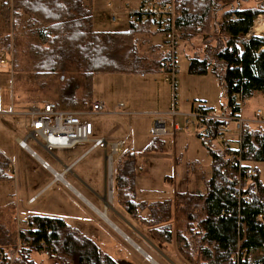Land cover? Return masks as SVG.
Wrapping results in <instances>:
<instances>
[{
    "label": "trees",
    "instance_id": "obj_1",
    "mask_svg": "<svg viewBox=\"0 0 264 264\" xmlns=\"http://www.w3.org/2000/svg\"><path fill=\"white\" fill-rule=\"evenodd\" d=\"M91 1L0 0L1 17L12 34L23 28L36 39L27 45V54L34 58L33 79L61 78L55 102L61 111L89 110L96 75L141 73L136 39L143 33V23L129 25L127 33L96 32ZM247 1H254L256 6L241 9L240 4ZM150 4H172V28L180 40H201V53L189 59L188 74H211L217 79L226 101L223 115L238 117L246 100L257 94L264 98V36H248L254 22L264 16V0H140V5ZM157 25L164 35L171 30ZM12 34L5 37L3 51L8 54L13 49ZM168 60L166 54L149 68L166 73ZM205 113L214 111L207 108ZM199 123L204 127L205 134L198 137L210 158L211 177L204 193L177 194L178 217L186 222L183 231L172 235L171 202L139 201L134 154L124 153L118 158L117 204L145 225L157 242H174L178 254L189 264H264V184L254 167L264 163V125H242L240 141L246 153L242 155L245 165L239 170L228 160L234 149L210 146L222 122L200 118ZM162 146L154 140L144 153L156 154ZM10 165L0 152V182L11 180ZM249 168L254 175L247 179L243 175ZM146 209L149 221L138 217V210ZM15 232L0 229V264H39L33 260L34 254L48 258L52 264H129L112 259L62 219L29 216L26 226Z\"/></svg>",
    "mask_w": 264,
    "mask_h": 264
},
{
    "label": "rangeland",
    "instance_id": "obj_2",
    "mask_svg": "<svg viewBox=\"0 0 264 264\" xmlns=\"http://www.w3.org/2000/svg\"><path fill=\"white\" fill-rule=\"evenodd\" d=\"M108 2L110 1H91V9L95 17L94 31L126 30L129 27L126 8L124 6L119 8L115 2L108 7ZM255 6L254 1L240 4L241 9H250ZM130 8H132L131 5ZM113 13H116L120 19L116 23L110 21ZM256 22L263 24L264 16H260ZM148 26L151 27L155 40L160 43L161 53L162 51L167 53L169 51L167 41L164 34L158 31V25L149 23ZM160 27L163 28V26ZM24 30L22 28L18 30L17 35L12 34L11 28L6 25L0 14L2 45L0 56L6 60L5 64L0 63V110H10L13 104L17 107L41 103L56 104L58 98L57 90L61 78L38 81L33 79L34 58L27 54V45L29 42L35 43L36 39L30 37ZM11 34L13 49L12 53L8 54L3 51L6 50L4 43L5 37ZM248 36H255V33L251 30ZM201 49L199 38H195L191 43L181 41L177 48V73L174 83L167 81L170 79V74L156 73L149 69H146L147 73L142 77L145 72L143 67L139 69L141 73L136 77L124 74H100L95 77L96 96L103 100L109 113H89L86 116L85 119L91 121L94 127V136L91 140L109 136L126 139L119 153L120 156L119 154L113 156L112 169L108 168L107 159H104L105 152L108 156L110 155V146L107 145L105 151L103 145L88 151L92 141L79 143L66 150L55 149L47 153L33 140L27 139L28 148L20 149L16 139L25 138L27 131H22V123L20 121L17 123L18 118L0 116V148L11 159V169L15 171L14 174L12 173L14 180L16 176V181L0 182V229L16 233L15 231L26 226L29 216L57 218L64 220L95 242L105 254L116 261H123L127 257L129 264H189L178 254L174 242L165 246L161 245L151 238L152 233L145 225L118 206L115 195V176L118 158L127 151H134L135 156L137 155L135 168L139 201L160 199L171 202L169 223L172 235L184 230L186 222L178 217V207L175 205L177 194L204 193L207 181L211 177L210 158L202 145V139L198 137L200 134H205L204 127L199 123L200 118H191L192 125L188 127L189 130L186 127V121L200 103L213 109L215 117L229 118L222 114L226 101L218 81L211 74L203 77L188 74L189 59L195 55L199 56ZM140 55L153 58L151 51L143 54L141 50ZM154 64L155 62L153 66ZM120 102L124 103V107L119 106ZM192 104L193 107H191ZM88 108L91 111V105ZM17 109L15 107L16 111ZM21 109L22 106L18 112H21ZM173 111H176L175 116H168ZM258 111H260V117L264 118V98L257 94L241 105L240 113L243 118L250 120L258 118L256 115ZM155 112H163V114L169 112L157 118H161L165 123L166 134L161 137L152 135ZM24 119L23 117L22 122L25 121ZM239 119L252 128L264 125V120L260 124H251L245 122L240 116ZM4 124L14 125L16 130L7 133L8 128ZM230 126L233 128V125ZM154 140L162 142L160 152L145 154L144 149ZM210 146L221 149L217 139H210ZM231 148L236 150L238 147L236 144H231ZM28 149L36 152L37 156L31 155ZM86 151L88 152L85 153ZM81 155L82 157L74 162ZM38 157L43 160L48 157V162L52 165L56 164V159L61 160L65 165L74 162L71 171L67 172L63 179L76 187L80 195L86 198L95 209L75 191L65 186L63 181L57 180L59 178L53 182L56 176L49 168L41 167ZM254 167L258 169L259 178L264 184V163H256ZM55 168L58 171L63 169L57 164ZM84 184L89 186L91 191L87 190ZM30 197L34 199L28 203ZM152 203L154 202L150 204ZM17 204L22 205H20L22 207L20 215L17 213ZM137 213L138 217L145 221L151 218L148 209L142 212L138 210ZM22 214L28 215L26 221H23L25 217L22 218ZM102 214L105 219L102 218ZM184 235L189 237L188 234ZM146 240L151 245L146 243ZM143 254L150 257L149 262L143 260ZM32 258L39 264H52V261L42 255L34 254Z\"/></svg>",
    "mask_w": 264,
    "mask_h": 264
},
{
    "label": "built area",
    "instance_id": "obj_3",
    "mask_svg": "<svg viewBox=\"0 0 264 264\" xmlns=\"http://www.w3.org/2000/svg\"><path fill=\"white\" fill-rule=\"evenodd\" d=\"M108 7H111L109 4ZM128 12V23L129 25H137L139 23L145 22H156V25L161 23L164 29L166 27H171V30L167 31L164 35L166 38V45L169 49L167 55L169 60L165 64L166 73L170 74V79L167 81L175 82L177 73V48L181 43L180 35L172 28L173 21V6L172 4H165L163 6L150 4V5H140L139 7L133 9L130 6H125ZM120 19L117 17L116 13H113L110 17L112 23L118 22ZM6 60L0 58V63L5 64ZM122 107V104L119 105ZM207 107L198 105L194 111L190 114L187 119L186 127L188 128L192 125L191 118H205L214 119L216 121L222 122L218 127L217 141L220 143L222 149H227L231 147V144H236L237 149L234 150L235 153L229 156L228 160L232 165L238 166L241 170L245 163L242 160V155L246 153L245 149L241 148L240 133L242 130L243 121L238 117H229L228 119H220L215 117L213 114L205 113ZM176 111L171 112L168 116H175ZM11 113H14L13 111ZM92 114H103L108 113V109L102 102H94L91 105ZM23 116L29 125L30 130L28 131L27 139L33 140L37 145L44 146L48 151L55 149H67L76 146L79 143H84L92 141V148L106 146V143L101 139H93V125L91 122L83 119L87 113H76L61 111L57 108L54 103H41L28 105L21 109V112L16 113ZM260 115V111L257 112ZM233 125L232 126L229 125ZM189 130V128H188ZM166 134V128L164 121L159 118L154 121L152 127V135L154 137H161ZM20 148H28L26 139H18L17 141ZM124 145V141H117L110 143V155L107 154V164L108 168L111 165L113 156L118 155L121 148ZM31 155L35 156V152L31 151ZM41 167L43 169L49 168L46 161H41ZM241 173V172H240ZM254 175V170L252 168L247 169L244 172V178H251ZM57 178H61V174L55 175ZM56 178V179H57ZM145 261L149 262L150 257L146 256Z\"/></svg>",
    "mask_w": 264,
    "mask_h": 264
},
{
    "label": "crops",
    "instance_id": "obj_4",
    "mask_svg": "<svg viewBox=\"0 0 264 264\" xmlns=\"http://www.w3.org/2000/svg\"><path fill=\"white\" fill-rule=\"evenodd\" d=\"M110 2H108V5L110 4L111 5V3L112 2H115V3H117L118 4V7L120 8H122L123 6L125 7L126 5H128V6H132V8L133 9H135V8H137V7H139L140 6V0H109ZM130 5H129V4ZM113 4V3H112ZM114 5V4H113ZM92 17H93V25H94V23H95V17H94V15H93V13H92ZM258 20V19H257ZM256 20V21H257ZM255 21V23H254V25H253V28L251 29V30H253L254 29V27L256 26V24H257V26H256V31H254L253 30V32L252 33H255V36H259V37H262V36H264V23L262 24V23H257ZM149 24L148 23H143L141 26H140V30H142L143 31V33H139L138 35H137V38H138V42L137 43H139L137 46H138V48H137V54H138V56H139V60H140V65L143 67V71H145V72H143L144 74H142V77H144L145 76V74L147 73V71H146V69H149V71H151L152 69H154V68H149V66H151V65H153V63L155 62H159V61H161V60H163V58L165 57V55L167 54L166 52H163L162 51V53H161V50H162V48H161V46H160V43L158 42V41H156L155 40V36H153V33L151 32V27L150 26H148ZM150 25H153L152 23L150 24ZM259 25V26H258ZM129 27L126 29V30H117V31H115V32H113V33H127L128 31H129ZM159 29V28H158ZM139 30V31H140ZM97 32V31H96ZM105 32H111V31H105ZM2 48V45H1V42H0V49ZM141 50H143V54L146 52V53H148V52H152V54H153V58H149L147 55H142V56H144V57H141V55H140V53H141ZM150 50V51H149ZM157 57V58H156ZM0 58H2L3 60H5L3 57H1L0 56ZM188 65H189V62H188ZM140 75V73L139 74H137V75H128V76H139ZM97 76V75H96ZM95 76V77H96ZM95 77H94V80H95ZM216 79V78H215ZM217 80V79H216ZM150 98H152V97H150ZM92 99H93V102H92V104L94 103V102H102V103H104L103 102V100L102 99H100V98H98L97 96H96V93H95V81H93V91H92ZM204 100V99H203ZM91 104V105H92ZM105 104V103H104ZM122 104V107H124V103L123 102H120V104L119 105H121ZM205 105V104H204ZM19 106V105H18ZM22 106V108L23 107H25V106H23V105H20V107ZM105 106H106V104H105ZM15 107L16 108H18L17 109V111L15 110ZM20 107H17V106H15L14 104L13 105H11L10 106V110H6V111H4V110H0V116L1 117H4V118H6V117H10V116H14V117H16V118H18V120H17V123H18V121H20L21 123H19V124H21L22 125V131L23 130H26L27 131V134L25 135V138H17L16 139V141H18V139H22V140H27V137H28V131L30 130V128H29V125H28V123H27V120L26 119H24L25 121H23L22 122V118H23V116H21V115H19V114H16V113H19L18 112V110H19V108ZM107 107V106H106ZM191 107H193V104H192V106ZM207 108H209V107H207ZM108 109V108H107ZM192 109V108H191ZM211 109V108H210ZM213 110V109H212ZM14 112V113H11V112ZM20 111V110H19ZM76 113H87L85 116H83L82 118L83 119H85L86 118V116L87 115H89V113H90V110H88V112L87 111H80V112H76ZM109 113V112H108ZM169 112H166L165 114H163V112H155L154 113V117H153V125H154V121L158 118V117H160L161 115L163 116V115H166V114H168ZM186 115V114H185ZM256 115H257V117L258 118H254V119H245V118H243L242 116H241V113H240V117L245 121V122H248V123H251V124H260V123H262V121L264 120V118L263 117H260V115H258L257 114V112H256ZM90 116H92V115H90ZM3 118V119H4ZM85 120H87V119H85ZM87 121H89V120H87ZM89 122H91V121H89ZM1 123V122H0ZM93 125V124H92ZM153 125H152V127H153ZM176 125H177V123H176ZM4 126L6 127V128H8V132L7 133H11V132H13V131H15L16 130V128H14V125H5L4 124ZM19 126V125H18ZM178 126V125H177ZM179 127V126H178ZM1 134V133H0ZM93 134H94V127H93ZM94 136V135H93ZM94 139H101V140H103L105 143H106V146L107 145H109L110 143H114V142H117V141H124V145H125V138H111L110 136L109 137H96V138H94ZM93 140V139H92ZM0 143H1V141H0ZM123 145V146H124ZM17 146H18V148H20L19 147V145H18V143H17ZM104 146V145H103ZM106 146H104V151L106 150ZM41 147L47 152V153H49L50 151H48L47 149H45L44 148V146H42L41 145ZM96 148H98V147H96ZM21 149V148H20ZM23 149H27V148H23ZM22 149V150H23ZM93 148H92V146L89 148V150L88 151H90V150H92ZM95 149V148H94ZM29 150V149H28ZM58 151H62V150H66V149H57ZM30 151V154H32L31 153V151L32 150H29ZM88 151H86L85 153H87ZM0 152L10 161V164H11V159H9V157L8 156H6V154L3 152V150H1V148H0ZM126 153H130V154H134L135 155V153H134V151H132V152H126ZM105 154H106V152H105ZM35 156H37V154H36V152H35ZM84 156V155H83ZM119 156H120V154H119ZM82 157V155L78 158V159H76L74 162H76L77 160H79L80 158ZM48 158V157H47ZM47 158H45L44 160L43 159H41L40 157H38V160L41 162V161H46L47 163H48V165H49V169H50V171H51V173L55 176V175H57V174H61V178H59V179H57V180H61V181H63L64 183H65V186H68L69 187V189L70 190H72V191H75L77 194H78V196H80L90 207H93V205L91 204V203H89L88 202V200H86V198H84V197H82L81 195H80V193L78 192V189L76 188V187H74L73 185H71L70 183H68L67 181H65L63 178L65 177L64 175L67 173V172H70L71 170V166L74 164V162L73 163H71L70 165H65L61 160H58V159H56V164L57 165H60V166H62L63 167V169L61 170V171H58L55 167H56V164H54V165H52V163H49L48 162V159ZM136 158H137V155H136ZM105 159V158H104ZM13 166V165H12ZM12 169H11V165H10V170H9V173H10V176H11V180H9V181H4V182H12L14 179H13V175H12V173L14 174L15 173V171H11ZM16 175V174H15ZM56 178L57 177H55L54 179H53V182H55V181H57L56 180ZM77 179V178H76ZM78 180V179H77ZM14 181H16V176H15V180ZM87 190H89V191H91V189H90V187L89 186H87V185H83ZM76 194V195H77ZM34 199V197H30L29 199H28V203H30V201H32ZM102 201L104 202V206H105V209H107V205H106V202H105V200H104V197H102ZM142 202H146L147 204L149 203H151V202H162L163 200H156V201H147V200H141ZM18 206H16V208H17V213H18V215H20L19 213H20V211H21V209H22V205L21 204H17ZM21 205V206H20ZM94 208V207H93ZM95 209V208H94ZM26 216H28V215H24V214H22V218L23 217H25V218H23V221H26ZM36 216V215H35ZM148 229V228H147ZM151 236V238L152 239H154V237L152 236V235H150ZM155 240V239H154ZM146 243H148V244H150L151 245V243L148 241V240H146ZM161 245H163V246H165V245H168V244H161ZM146 256H148V255H146V254H143V257H144V261H145V257ZM125 261H127V262H129V260L127 259V257L125 258ZM146 262V261H145ZM186 263V262H185ZM175 264V263H174Z\"/></svg>",
    "mask_w": 264,
    "mask_h": 264
},
{
    "label": "bare ground",
    "instance_id": "obj_5",
    "mask_svg": "<svg viewBox=\"0 0 264 264\" xmlns=\"http://www.w3.org/2000/svg\"><path fill=\"white\" fill-rule=\"evenodd\" d=\"M259 26V25H258ZM253 28V27H252ZM253 30H255V27H254V29ZM253 30H252V32H253ZM256 31V30H255ZM110 167L109 168H111V165H109ZM109 171H110V169H109ZM110 182H111V177H110ZM100 212V211H99ZM102 213V212H101ZM102 218L103 219H105V216H104V214H102Z\"/></svg>",
    "mask_w": 264,
    "mask_h": 264
},
{
    "label": "water",
    "instance_id": "obj_6",
    "mask_svg": "<svg viewBox=\"0 0 264 264\" xmlns=\"http://www.w3.org/2000/svg\"><path fill=\"white\" fill-rule=\"evenodd\" d=\"M250 33H251V32H250ZM104 158H105V160L107 159V154H105V157H104Z\"/></svg>",
    "mask_w": 264,
    "mask_h": 264
}]
</instances>
